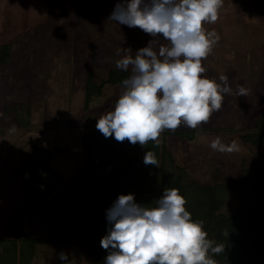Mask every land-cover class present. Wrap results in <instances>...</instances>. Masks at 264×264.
<instances>
[{"label":"rangeland","instance_id":"374dc122","mask_svg":"<svg viewBox=\"0 0 264 264\" xmlns=\"http://www.w3.org/2000/svg\"><path fill=\"white\" fill-rule=\"evenodd\" d=\"M116 3L0 0V53L9 48L7 63L0 65V239L5 237L10 214L27 200L24 182L43 150L50 156L38 181L51 192L47 202L54 196V188L86 167L82 136L97 130V120L113 110L122 92L121 85L106 83L102 95L93 97L85 108L88 71L100 83L110 70L118 69L115 62L121 56L117 49H131L134 56L154 39L138 27L108 19ZM204 27L220 36L202 60L207 77L219 82L220 75H227L234 92L243 86L249 94L225 95L221 110L209 122L196 129L183 125L175 131L165 129L158 145H164L173 163L196 183H227V197L218 212L230 215L241 211L248 191V181L240 171L264 160V145L255 146L241 138L264 115V0H224L217 22ZM167 43L160 34L157 48ZM217 137L225 144L236 141L241 150L232 154L213 151L210 143ZM67 154L75 156L76 167L62 166L63 173L54 170L58 156ZM160 176L163 178L162 173ZM253 194L259 200V186ZM35 218L27 215L22 219L23 232L47 237L49 225ZM63 245H68L63 250L68 259L78 255L71 264H104L108 254L105 250L100 261L93 263L80 246ZM45 246H37L34 264H43L44 252L55 264H63L58 258L60 249Z\"/></svg>","mask_w":264,"mask_h":264},{"label":"clouds","instance_id":"9594fccd","mask_svg":"<svg viewBox=\"0 0 264 264\" xmlns=\"http://www.w3.org/2000/svg\"><path fill=\"white\" fill-rule=\"evenodd\" d=\"M223 4L224 0H117L108 19L138 27L154 39L134 56L131 49H117L121 58L115 66L131 74L122 80L113 110L97 120L96 129L105 138L114 136L118 142L142 147L149 141L159 144L165 129H196L209 122L221 110L225 95L247 97L250 90L241 86L234 92L227 75H220L219 82L208 78L202 64L220 40L204 24L217 22ZM160 34L168 43L157 48ZM210 147L222 154L241 150L236 141L225 144L220 137ZM144 163L159 167L152 151L145 153ZM186 203L175 188L165 189L152 208L136 203L132 193L119 195L106 210L110 227L100 241L108 252L104 264H218L212 255L223 254L225 245L208 238L204 222L192 219ZM58 258L70 264L63 251Z\"/></svg>","mask_w":264,"mask_h":264},{"label":"trees","instance_id":"16d2710c","mask_svg":"<svg viewBox=\"0 0 264 264\" xmlns=\"http://www.w3.org/2000/svg\"><path fill=\"white\" fill-rule=\"evenodd\" d=\"M4 44H2L3 46ZM9 48L0 53V65H5ZM107 79L96 83L88 71L85 82V103L103 93L104 84L121 85L130 72L112 69ZM245 142L264 145V115L258 118L253 130L241 135ZM86 167L63 183L60 188L41 187L38 179L48 165L49 151L43 150L30 168L31 175L24 182L27 200L14 210L7 221L5 237L0 239V264H34L35 251L42 243L63 245L72 243L82 248L93 261L99 262L105 253L100 241L110 227L106 210L121 194H134L135 202L152 208L165 189H178L185 197L186 210L193 220H202L208 238L224 244V252L212 255L218 264H264V160L255 168H244L241 175L248 181V191L239 213L225 215L218 212L229 190L227 183L203 185L189 178L185 169L177 166L164 145L149 141L146 147L127 140L118 142L114 136L105 138L98 130L83 134ZM147 151L155 153L159 167L145 165ZM162 173L163 178L160 176ZM167 175V176H166ZM259 186L260 197L253 190ZM36 215L38 223L49 225L47 237L31 238L21 228L22 219Z\"/></svg>","mask_w":264,"mask_h":264},{"label":"crops","instance_id":"0c3cea01","mask_svg":"<svg viewBox=\"0 0 264 264\" xmlns=\"http://www.w3.org/2000/svg\"><path fill=\"white\" fill-rule=\"evenodd\" d=\"M73 154H67L65 156H58V158L55 160V161H59L58 164H56V166L54 167L53 166V169L60 172V173H63V168L65 166L68 167V169H70L71 167L74 169V167H76L77 165V160L75 161V156H72ZM75 161V162H74ZM54 162V161H53ZM74 163V164H73ZM76 164V165H75ZM51 166V165H50ZM63 166V168H62ZM70 171V170H69ZM24 231V230H23ZM26 234V236L28 237H31V238H37V237H46V236H41V235H38V236H32V235H29L28 233L24 232ZM41 245H44L43 249L47 248V246L45 245H48V247L50 249H60V251L62 252L64 250V248L68 247V245H51V244H44L42 243ZM39 246V245H38ZM37 250V249H36ZM45 253V252H44ZM42 253V260H43V264H55V262H53V258L49 255V254H44ZM78 255L75 256V258L77 259ZM52 258V259H51ZM74 257H72V259H69L70 261V264L73 263V262H76L77 260L75 259ZM51 260V262H50Z\"/></svg>","mask_w":264,"mask_h":264}]
</instances>
